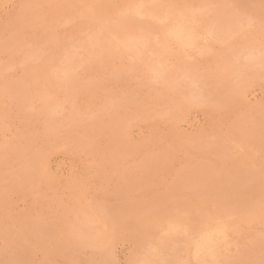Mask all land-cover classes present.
<instances>
[{
    "label": "rangeland",
    "instance_id": "obj_1",
    "mask_svg": "<svg viewBox=\"0 0 264 264\" xmlns=\"http://www.w3.org/2000/svg\"><path fill=\"white\" fill-rule=\"evenodd\" d=\"M182 1L0 0V264H264V0Z\"/></svg>",
    "mask_w": 264,
    "mask_h": 264
},
{
    "label": "bare ground",
    "instance_id": "obj_2",
    "mask_svg": "<svg viewBox=\"0 0 264 264\" xmlns=\"http://www.w3.org/2000/svg\"><path fill=\"white\" fill-rule=\"evenodd\" d=\"M121 1H122V0H121ZM127 1H128V0H127ZM149 1H150V0H149ZM168 1H170V0H168ZM181 1H182V0H181ZM143 2H144V1H143ZM146 2H147V1H146ZM152 2H153V1H152ZM182 2H183V1H182ZM187 2H188V1H187ZM234 2H235V1H234ZM239 2H240V1H239ZM263 2H264V1H263ZM131 3H132V2H131ZM174 3H175V2H174ZM180 3H181V2H180ZM185 3H186V2H185ZM259 3L261 4V2H259ZM127 4H129V3H127ZM138 4H140V3H138ZM143 4L145 5V3H143ZM155 4H156V3H155ZM165 4H167V3H165ZM169 4H170V2H169ZM183 4H184V3H183ZM187 4H191V3H187ZM195 4H196V2H195ZM197 4H198V3H197ZM199 4H200V3H199ZM124 5H125V4H124ZM134 5H135V4H134ZM134 5H133V6H134ZM136 5H137V4H136ZM150 5H152V4H150ZM192 5H193V4H192ZM263 5H264V4H263ZM130 6H131V5H130ZM148 6H149V5H148ZM172 6H173V5H172ZM186 6H187V5H186ZM186 6H184V7L186 8ZM145 7H146V6H145ZM181 7H182V6H181ZM189 7H190V5H189ZM193 7H194V6H193ZM193 7H192V8H193ZM201 7H202V6H201ZM201 7H200V8H201ZM132 8H133V7H132ZM149 8H150V7H149ZM166 8H167V7H166ZM171 8H172V7H171ZM173 8H174V6H173ZM182 8H183V7H182ZM185 8H184V9H185ZM138 9H139V8H138ZM122 10H123V9H122ZM135 10H136V9H135ZM140 10H141V9H140ZM154 10H155V9H154ZM171 10H172V9H171ZM175 10H177V9H175ZM179 10H180V9H179ZM233 10H234V9H233ZM120 11H121V10H120ZM141 11H142V10H141ZM188 11H190V10H188ZM163 12H164V11H163ZM196 12H197V11H196ZM117 13H118V12H117ZM124 13H125V12H124ZM138 13H139V12H138ZM160 13H161V12H160ZM181 13H182V12H181ZM188 13H189V12H188ZM191 13L194 14L195 12H191ZM197 13H198V12H197ZM118 14H119V13H118ZM141 14H142V13H141ZM146 14H147V13H146ZM153 14H154V13H153ZM170 14H172V12H170ZM186 14H187V13H186ZM81 15H82V14H81ZM125 15H127V14H124V17H125ZM128 15H129V14H128ZM128 15H127V16H128ZM148 15H149V14H148ZM160 15H161V14H160ZM195 15H197V14H195ZM86 16H87V14H86ZM115 16H116V15H115ZM120 16H121V15H120ZM149 16H150V15H149ZM151 16H153V15H151ZM151 16H150V17H151ZM156 16H157V15H156ZM165 16H167V15H165ZM183 16H184V15H183ZM87 17H88V16H87ZM153 17H154V16H153ZM160 17H161V16H160ZM190 17H192V16H190V14H189V18H190ZM194 17H195V16H194ZM84 18H85V17H84ZM130 18H131V17H130ZM134 18H136V17H134ZM154 18H155V17H154ZM165 18H166V17H165ZM167 18H168V17H167ZM181 18H183V17H181ZM199 18H200V17H199ZM201 18H202V17H201ZM123 19H124V18H123ZM125 19H126V17H125ZM141 19H142V18H141ZM169 19H170V18H169ZM183 19H186V18H183ZM190 19H191V18H190ZM87 20H88V19H87ZM202 20H203V19H202ZM202 20H201V21H202ZM118 21H119V20H118ZM175 21H177V20H175ZM189 21H190V20H189ZM196 21H197V20H196ZM198 21H199V19H198ZM201 21H200V22H201ZM206 21H207V20H206ZM206 21H205V23H206ZM208 21H209V20H208ZM119 22H120V21H119ZM202 22L204 23V21H202ZM202 22H201V25H202ZM141 23H142V22H141ZM177 23H178V22H177ZM181 23H182V22H181ZM185 23H186V22H185ZM205 23H204V24H205ZM207 23H208V22H207ZM120 24H121V22H120ZM144 24H145V23H144ZM150 24H151V22H150ZM152 24H153V23H152ZM187 24H188V23H187ZM187 24H186V25H187ZM121 25H122V24H121ZM142 25H143V24H142ZM153 25H154V24H153ZM171 25H172V24H171ZM189 25H191V23H190ZM192 25H193V24H192ZM206 25H207V24H206ZM206 25H205V26H206ZM123 26H124V25H123ZM123 26H122V27H123ZM133 26H135V25H133ZM154 26H155V25H154ZM178 26H179V25H177V27H178ZM196 26H197V25H196ZM209 26H210V24H209ZM236 26H237V25H236ZM236 26H235V27H236ZM239 26H240V25H239ZM131 27H132V26H131ZM136 27L138 28V26H136ZM136 27H135V28H136ZM148 27H149V26H148ZM116 28H117V27H116ZM120 28H121V27H120ZM143 28H144V27H143ZM165 28H166V27H165ZM236 28H237V27H236ZM107 30H108V29H107ZM115 30H117V29H115ZM134 30H135V29H134ZM145 30H147V29H145ZM151 30H152V29H151ZM176 30H177V29H176ZM179 30H180V29H179ZM185 30H187V29L185 28ZM192 30H193V29H192ZM209 30H210V29H209ZM235 30H236V29H235ZM242 30H243V29H242ZM109 31H111V30H109ZM181 31H182V29L180 30V32H181ZM202 31H203V30H202ZM233 31H234V29H233ZM244 31H245V29H244ZM116 32H117V31H116ZM136 32H137V30H136ZM143 32H144V31H143ZM143 32H142V33H143ZM177 32H178V31H177ZM183 32H184V30H183ZM191 32H192V31H191ZM195 32H197V31H195ZM205 32H206V30H205ZM238 32H239V31H238ZM261 32H262V31H261ZM261 32H260V33H261ZM168 33H169V32H168ZM178 33H179V32H178ZM198 33H199V32H198ZM201 33H202V32H201ZM212 33H213V32H212ZM221 33H222V32H221ZM226 33H227V32H226ZM239 33H240V32H239ZM239 33H238V34H239ZM114 34L116 35L117 33L114 32ZM122 34H123V33H122ZM179 34H180V33H179ZM182 34H183V35H186V33H185V34L182 33ZM182 34H181V35H182ZM247 34H248V36H249L250 33H247ZM110 35H111V33H110ZM118 35H119V33H118ZM196 35H197V34H196ZM222 35H223V34H222ZM112 36H113V35H112ZM174 36H175V35H174ZM178 36H179V35H178ZM190 36H191V35H190ZM202 36H203V34H202ZM210 36H211V35H210ZM223 36H224V35H223ZM250 36H252V35H250ZM146 37H147V36H146ZM149 37H150V36H149ZM175 37H176V36H175ZM191 37H192L191 39H193L194 36H191ZM211 37H212V36H211ZM239 37H241V36H239ZM257 37H258V36H257ZM105 38H106V36H105ZM171 38H172V37H171ZM208 38H209V37H208ZM212 38H213V37H212ZM212 38H211V39H212ZM218 38H219V37H218ZM218 38H217V39H218ZM228 38H229V37H228ZM250 38H251V37H250ZM85 39H86V38H85ZM114 39H115V38H114ZM116 39H117V38H116ZM116 39H115V40H116ZM141 39H142V38H141ZM147 39H148V38H147ZM155 39H156V38H155ZM172 39H173V38H172ZM189 39H190V38H189ZM191 39H190V40H191ZM200 39H201V38H200ZM200 39H199V40H200ZM222 39H223V37H222ZM234 39H235V38H234ZM237 39H239V38H237ZM240 39H241V38H240ZM240 39H239V40H240ZM254 39H255V38H254ZM91 40H92V39H91ZM101 40H102L101 42H103V38H102ZM119 40H120V39H119ZM148 40H149V39H148ZM190 40H189V41H190ZM214 40H215V39H214ZM105 41H106V40H105ZM156 41H157V40H156ZM164 41H165V40H164ZM170 41H172V40L170 39ZM181 41H182V40H181ZM187 41H188V40H187ZM187 41H186V43L188 44ZM195 41H196V40H195ZM237 41H238V40H237ZM81 42H82V41H81ZM84 42H85V41H84ZM89 42H90V41H89ZM157 42H158V41H157ZM173 42H174V41H173ZM176 42H177V41H176ZM184 42H185V41H184ZM192 42H193V41H192ZM218 42H219V41H218ZM242 42H243V41H242ZM242 42H241V43H242ZM252 42H253V41H252ZM108 43H109V42H108ZM113 43H114V42H113ZM123 43L125 44V42H123ZM171 43H172V42H171ZM177 43H179V42H177ZM182 43H183V42H182ZM182 43H181V44H182ZM120 44H121V43H120ZM160 44H161V43H160ZM181 44L179 43V45H181ZM184 44H185V43H184ZM184 44H183V45H184ZM192 44H193V43H192ZM87 45H88V44H87ZM111 45H112V44H111ZM121 45H122V44H121ZM127 45H128V44H127ZM127 45H126V46H127ZM164 45H165V44H164ZM173 45H174V44H173ZM196 45H197V44H196ZM244 45H245V43H244ZM258 45H259V44H258ZM122 46H123V45H122ZM122 46H121V47H122ZM138 46H139V45H138ZM159 46H160V45H159ZM174 46H175V45H174ZM181 46H182V45H181ZM181 46H180V47H181ZM103 47H104V46H103ZM109 47H110V46H109ZM109 47H108V49H109ZM177 47H178V46H177ZM185 47H187V46L185 45ZM185 47H184V48H185ZM263 47H264V46H263ZM110 48H112V47H110ZM141 48H143V47H141ZM144 48H145V47H144ZM149 48H150V47H149ZM159 48H160V47H159ZM165 48H166V47H165ZM188 48H189V47H188ZM190 48H192V46H191ZM261 48H262V47H261ZM92 49H93V48H92ZM117 49H118V48H117ZM120 49H121V48H120ZM124 49H125V48H124ZM126 49H127V48H126ZM180 49H181V48H180ZM185 49H186V48H185ZM193 49H195V48H193ZM193 49H191V50H193ZM239 49H240V48H239ZM256 49H257V48H256ZM99 50H100V49H99ZM176 50H177V49H176ZM181 50H184V49H181ZM181 50H180V51H181ZM187 50H188V49H187ZM195 50H197V48H196ZM92 51H93V50H92ZM102 51H103V50H101V53H102ZM111 51H112V50H111ZM126 51H127V50H126ZM128 51H129V50H128ZM167 51H168V50H167ZM197 51H198V50H197ZM259 51H260V50H259ZM109 52H110V50H109ZM122 52H123V51H122ZM130 52H131V51H130ZM130 52H129V53H130ZM163 52H165V51H163ZM184 52H185V51H184ZM187 52H189V51H187ZM263 52H264V51H263ZM33 53H34V52H33ZM33 53H32V54H33ZM98 53H99V52H98ZM119 53H121V52H119ZM129 53H128V54H129ZM131 53H132V52H131ZM189 53H190V52H189ZM189 53H188V54H189ZM191 53H193V52H191ZM197 53H198V52H197ZM226 53H227V52H226ZM226 53H225V55H226ZM30 54H31V53H30ZM106 54H107V52H106ZM162 54H163V53H162ZM194 54H195V53H194ZM227 54H229V53H227ZM48 55H49V54H48ZM51 55H52V54H51ZM54 55H55V54H53V56H54ZM103 55H104V54H103ZM113 55H114V54H113ZM118 55H119V54H118ZM123 55H124V54H123ZM138 55H139V54H138ZM141 55H142V54H141ZM143 55H144V54H143ZM149 55H150V54H149ZM189 55H190V54H189ZM189 55H188V56H189ZM223 55H224V54H223ZM261 55H262V54H261ZM29 56H30V55H29ZM45 56H46V55H45ZM97 56H98V55H97ZM131 56H132V55H131ZM150 56H152V55H150ZM162 56H163V55H162ZM174 56H175V55H174ZM250 56H251V55H250ZM21 57H22V56H21ZM63 57H64V56H63ZM67 57H68V56H67ZM98 57H100V55H99ZM107 57H108V56H107ZM129 57H130V56H129ZM133 57H134V56H133ZM155 57H156V56H155ZM253 57H254V56H252V59H253ZM54 58H56V57L54 56ZM160 58H161V57H160ZM162 58H163V57H162ZM185 58H186V57H185ZM258 58H260V57H258ZM258 58H257V60H258ZM42 59H43V58H42ZM46 59H47V58H46ZM51 59H53V58H51ZM51 59H50V60H51ZM126 59H127V57H126ZM136 59H138V57H137ZM140 59H141V58H140ZM140 59H138V60H140ZM144 59H145V58H144ZM152 59H153V58H152ZM157 59H159V57H158ZM157 59H156V60H157ZM188 59H189V58H188ZM188 59H187V60H188ZM248 59H251V58L248 57ZM254 59H255V58H254ZM44 60H45V59H44ZM55 60H56V59H55ZM55 60H54V61H55ZM60 60H62V59H60ZM129 60H131V59L129 58ZM147 60H148V59H147ZM173 60H174V58H173ZM176 60H178V59H176ZM179 60H180V59H179ZM179 60H178V61H179ZM189 60H190V59H189ZM255 60H256V59H255ZM255 60H254V61H255ZM257 60H256V61H257ZM34 61H36V60H34ZM34 61H33V62H34ZM41 61H42V60H40V62H41ZM69 61H70V60H69ZM127 61H128V60H127ZM133 61H134V60H133ZM141 61H142V60H141ZM159 61H160V60H157V62H159ZM165 61H167V60H165ZM256 61H255V62H256ZM25 62H26V60H25ZM43 62H44V61H43ZM63 62H64V61H63ZM67 62H68V60H67ZM128 62H129V61H128ZM134 62H135V61H134ZM137 62H139V64H140V61H137ZM142 62H143V61H142ZM151 62H152V61H151ZM182 62H183V61H182ZM188 62H189V61H188ZM188 62H187V63H188ZM28 63H29V62H28ZM36 63H37V62H36ZM44 63H45V62H44ZM47 63H48V62H47ZM132 63H133V62H132ZM145 63H146V62H145ZM179 63H180V61H179ZM183 63H186V62H183ZM183 63H182V64H183ZM227 63H228V62H227ZM227 63H226V64H227ZM22 64H23V63H22ZM48 64H50V63H48ZM51 64H52V63H51ZM68 64H69V63H68ZM151 64L153 65V63H151ZM151 64H150V65H151ZM154 64H155V65L157 64L156 61H155ZM158 64H160V67H163V66H161V62H159ZM165 64H166V63H165ZM45 65H47V64H45ZM52 65H54V67H56L55 64H52ZM56 65H57V64H56ZM141 65H142V64H141ZM167 65H168V64H167ZM183 65H186V64H183ZM254 65H255V64H254ZM261 65H263V64L261 63ZM28 66H29V65H28ZM33 66H34V65H33ZM43 66H44V65H43ZM43 66H42V67H43ZM57 66H58V65H57ZM63 66H64V65H63ZM63 66L61 65V67H63ZM70 66H71V65H70ZM128 66H129V65H128ZM137 66H138V65H137ZM157 66H158V65H157ZM165 66H166V65H165ZM181 66H182V65H181ZM189 66H190V65H189ZM191 66H192V65H191ZM259 66H260V65H259ZM34 67H35V66H34ZM34 67H33V68H34ZM42 67H41V69H43ZM44 67H45V66H44ZM124 67H126V66H124ZM135 67H136V66H135ZM144 67H145V66H144ZM170 67H172V66H170ZM175 67H177V69L179 68V66H175ZM182 67H183V66H182ZM250 67H251V66H250ZM260 67H261V66H260ZM260 67H257V68H260ZM48 68H49V67H48ZM180 68H181V67H180ZM194 68H195V67H194ZM51 69H52V68H51ZM58 69H59V68H58ZM125 69H126V68H125ZM142 69H143V68H142ZM150 69H151V68H150ZM163 69H164V68H163ZM165 69H167V68H165ZM169 69H170V68H169ZM171 69H172V68H171ZM173 69H175V68H173ZM173 69H172V70H173ZM190 69H191V68H190ZM35 70H36V69H35ZM44 70H45V69H44ZM59 70H60V69H59ZM61 70H62V69H61ZM65 70H66V69H65ZM126 70H127V69H126ZM138 70H139V69H138ZM138 70L136 69V71H138ZM140 70H141V68H140ZM140 70H139V71H140ZM152 70H153V69H152ZM159 70H160V69H159ZM167 70H168V69H167ZM172 70H171V71H172ZM215 70H216V68H215ZM253 70H254V68H253ZM255 70H256V69H255ZM259 70H260V69H259ZM29 71H30V69H29ZM141 71H142V70H141ZM165 71H166V70H165ZM165 71H164V72H165ZM175 71H176V70H175ZM184 71H185V70H184ZM184 71H182V72H184ZM189 71H191V70H189ZM192 71H193V70H192ZM60 72H61V71H60ZM63 72H64V71H63ZM129 72H130V71H129ZM147 72H148V71H147ZM155 72H156V69H155ZM157 72H158V71H157ZM162 72H163V71H162ZM167 72H168V71H167ZM176 72H177V71H176ZM188 73H189V72H188ZM217 73H219V72H217ZM37 74H38V73H37ZM151 74H152V73H151ZM161 74H162V73H161ZM163 74H164V73H163ZM165 74H166V73H165ZM169 74H170V73H169ZM205 74H206V73H205ZM210 74H212V73H210ZM125 75H126V73H125ZM159 75H160V74H159ZM173 75H175V74H173ZM188 75H189V74H188ZM212 75H213V74H212ZM212 75H210V76H212ZM156 76H157V75H156ZM167 76H168V75H167ZM169 76H170V75H169ZM176 76H177V75H176ZM181 76H182V75H180V77H181ZM190 76H191V74H190ZM192 76H193V74H192ZM203 76H204V75H203ZM215 76H216V75H215ZM63 77H64V76H63ZM120 77H121V76H120ZM123 77H125V76H123ZM131 77H132V79H133V75H132ZM137 77H138V76H137ZM165 77H166V76H164V78H165ZM171 77H172V76H171ZM201 77H202V76H201ZM208 77H209V76H207V78H208ZM129 78H130V76H129ZM149 78H150V77H148V79H149ZM162 78H163V77H162ZM166 78H167V77H166ZM168 78H169V77H168ZM202 78H204V77H202ZM220 78H221V76H220ZM61 79H62V78H61ZM123 79H124V78H123ZM145 79H146V78H145ZM153 79H154V78H153ZM153 79H152V81H153ZM169 79H172V78H169ZM169 79H168V80H169ZM178 79H179V78H178ZM210 79H211V78H210ZM210 79H209V80H210ZM212 79H213V78H212ZM212 79H211V80H212ZM215 79H216V78H215ZM218 79H219V78H218ZM222 79H224V78H222ZM58 80H59V79H58ZM146 80H147V79H146ZM172 80H173V79H172ZM176 80H177V79H176ZM181 80H182V79H181ZM213 80H214V79H213ZM136 81H137V80H136ZM138 81H140V80H138ZM156 81H157V80H156ZM156 81H154V82H156ZM158 81H159V80H158ZM178 81H179V80H178ZM194 81H195V80H194ZM203 81H204V79H203ZM207 81H208V80H207ZM143 82H145V81H143ZM167 82H168V81H167ZM214 82H215V81H214ZM217 82H218V81H217ZM31 83H32V82H31ZM140 83H141V82H140ZM145 83H146V82H145ZM147 83H148V82H147ZM150 83H151V82H150ZM182 83H183V82H182ZM222 83H223V82H222ZM228 83H229V82H228ZM152 84H153V83H152ZM166 84H167V83H166ZM169 84H171V83H169ZM169 84H168V86H169ZM174 84H175V83H174ZM179 84H180V83H179ZM183 84H184V83H183ZM189 84H190V83H189ZM199 84H200V83H199ZM219 84H220V83H219ZM225 84H226V83H225ZM21 85H22V84H21ZM24 85H25V84H24ZM140 85H141V84H140ZM142 85H143V84H142ZM171 85H172V84H171ZM176 85H178V84H176ZM190 85H191V84H190ZM201 85H202V84H201ZM203 85H204V84H203ZM221 85H222V84H221ZM154 86H155V85H154ZM162 86L165 88L164 85H162ZM179 86H180V85H179ZM191 86H192V85H191ZM218 86H219V85H218ZM145 87H146V86H145ZM163 87H162V88H163ZM170 87H171V86H170ZM188 87H189V86H188ZM193 87H194V86H193ZM203 87H204V86H203ZM209 87H210V86H209ZM213 87H214V86H213ZM229 87H230V86H229ZM16 88H17V87H16ZM30 88H31V87H30ZM61 88H62V87H61ZM137 88H139V86H138ZM143 88H144V87H143ZM152 88H153V87H152ZM152 88H151V89H152ZM164 88H163V89H164ZM174 88H175V87H174ZM176 88H177V87H176ZM179 88H180V87H179ZM205 88H206V87H205ZM215 88H216V87H215ZM215 88H214V89H215ZM219 88H220V87H219ZM224 88H225V86H224ZM233 88H234V86H233ZM177 89H178V88H177ZM197 89H199V88H197ZM220 89H223V88H220ZM225 89H226V88H225ZM228 89H229V88H228ZM20 90H21V89H20ZM37 90H38V89H37ZM139 90H140V89H139ZM153 90H154V89H153ZM175 90H176V89H175ZM189 90H191V87H190ZM199 90H200V89H199ZM199 90H198V91H199ZM16 91H17V90H16ZM16 91H15V93H16ZM18 91H19V90H18ZM21 91H24V90H21ZM57 91H58V89H57ZM168 91H169V90H168ZM182 91H183V90H182ZM192 91H193V89H192ZM195 91H197V90L195 89ZM198 91H197L196 93H198ZM202 91H203V90H202ZM218 91H219V90H218ZM29 92H30V91H29ZM137 92H138V91H137ZM157 92H158V91H157ZM161 92H162V91H161ZM199 92H200V91H199ZM222 92H223V91H222ZM232 92H233V91H232ZM23 93H24V92H23ZM23 93H21V94H23ZM27 93H28V92H27ZM43 93H44V92H43ZM43 93H42V94H43ZM141 93H142V92H141ZM148 93H149V92H148ZM154 93H155V92H154ZM159 93H160V92H159ZM168 93H169V92H168ZM170 93H171V91H170ZM170 93H169V94H170ZM182 93H183V92H182ZM193 93H195V92H192V93H189V92H188V94H191V96H192ZM203 93H204V92H203ZM205 93H206V92H205ZM215 93H216V92H215ZM217 93H218V92H217ZM25 94H26V93H25ZM29 94H30V93H29ZM35 94H36V93H35ZM35 94H33V95H35ZM138 94H139V93H138ZM149 94H150V93H149ZM166 94H167V93H166ZM199 94H200V93H199ZM201 94H202V93H201ZM210 94H211V93H210ZM225 94H226V93H225ZM231 94H232V93H231ZM15 95H16V94H15ZM19 95H20V94H19ZM36 95H37V94H36ZM39 95H40V94H39ZM134 95H135V94H134ZM139 95H140V94H139ZM167 95H168V94H167ZM208 95H209V94H208ZM211 95H212V94H211ZM217 95H218V94H217ZM227 95H228V94H227ZM45 96H46V95H45ZM141 96H142V95H141ZM147 96H148V95H147ZM173 96H174V95H173ZM183 96H184V95H183ZM188 96H189V95H188ZM196 96H197V95H196ZM198 96H199V95H198ZM201 96H202V95H201ZM230 96H231V95H230ZM171 97H172V96H171ZM199 97H200V96H199ZM209 97H210V96H209ZM219 97H220V96H219ZM222 97H223V96H222ZM231 97H232V96H231ZM25 98H26V97H25ZM30 98H31V97H30ZM34 98H35V97H34ZM36 98H37V97H36ZM38 98H39V97H38ZM47 98H48V97H47ZM137 98H138V97H137ZM157 98H158V97H157ZM157 98H156V99H157ZM161 98H163V97H160V99H161ZM168 98H169V97H168ZM203 98H204V95H203ZM207 98H208V97H207ZM228 98H229V97H228ZM242 98H243V97H242ZM184 99H185V98H183V100H184ZM186 99H187V98H186ZM232 99H233V98H232ZM30 100H31V99H30ZM140 100H141V99H140ZM147 100H148V99H147ZM168 100H169V99H168ZM183 100H182V101H183ZM208 100H209V98H208ZM229 100H230V99H229ZM229 100H226V101H229ZM27 101H28V100H27ZM133 101H134V100H133ZM145 101H146V100H145ZM148 101H149V100H148ZM160 101H161V100H160ZM185 101H186V100H185ZM210 101H211V99H210ZM213 101H214V100H213ZM234 101H235V100H234ZM20 102H21V101H20ZM24 102H26V101H24ZM31 102H32V101H31ZM37 102H38V100H37ZM42 102H43V101H42ZM44 102H45V101H44ZM49 102H50V101H49ZM142 102H143V101H142ZM142 102H141V103H142ZM149 102H151V101H149ZM152 102H153V101H152ZM171 102H172V101H171ZM174 102H175V101H174ZM179 102H180V101H179ZM208 102H209V101H208ZM223 102H224V101H223ZM223 102H222V103H223ZM242 102H243V100H242ZM28 103H30V102H28ZM34 103H35V102H34ZM55 103H56V102H55ZM160 103H161V102H160ZM162 103H163V102H162ZM239 103H240V102H239ZM42 104H43V103H42ZM42 104H41V105H42ZM157 104H158V103H157ZM169 104H170V103H169ZM21 105H22V104H21ZM36 105H37V103H36ZM60 105H61V104H60ZM151 105H152V104H151ZM164 105H165V104H164ZM166 105H167V104H166ZM223 105H224V104H223ZM28 106H29V105H28ZM61 106H62V105H61ZM134 106L136 107V105H134ZM145 106H146V105H145ZM233 106H234V105H233ZM26 107H27V106H26ZM37 107H38V106H37ZM47 107H48V106H47ZM52 107H54V106H52ZM128 107H129V105H128ZM135 107H134V108H135ZM147 107H148V106H147ZM153 107H154V106H153ZM156 107H157V106H156ZM159 107H160V106H159ZM164 107H165V106H164ZM21 108H22V106H21ZM23 108H24V106H23ZM43 108H44V107H43ZM56 108H57V107H56ZM59 108H60V107H59ZM63 108H64V107H63ZM130 108H131V106H130ZM137 108H139V107H137ZM161 108H163V107H161ZM226 108H227V107H226ZM36 109L38 110V108H36ZM39 109H40V108H39ZM51 109H52V108H51ZM126 109H127V108H126ZM126 109H125V110H126ZM140 109H141V108H140ZM151 109H152V108H151ZM156 109H157V108H156ZM230 109H231V108H230ZM29 110H30V109H29ZM61 110H62V107H61ZM130 110H131V109H130ZM158 110H160V109H158ZM118 111H119V110H118ZM45 112H46V111H45ZM48 112H49V111H48ZM63 112H66V111H63ZM70 112H71V111H70ZM126 112H127V111H126ZM26 113H28V112H26ZM30 113H31V111H30ZM35 113H36V112H35ZM39 113H40V115H41V112H40V111H39ZM46 113H47V112H46ZM61 113H62V111H61ZM67 113H68V112H67ZM72 113H73V112H72ZM122 113H123V112H122ZM153 113H154V112H153ZM31 114H32V113H31ZM37 114H38V113H37ZM59 114H60V113H59ZM75 114H76V113H75ZM75 114H74V115H75ZM77 114H78V113H77ZM123 114H124V113H123ZM60 115H61V114H60ZM68 115H69V114H68ZM87 115H88V114H87ZM87 115L85 114V116H87ZM103 115H104V114H103ZM120 115H121V114H120ZM62 116H63V115H62ZM62 116H61V118H62ZM71 116H72V115H71ZM77 116H78V115H77ZM77 116H76V117H77ZM32 117H33V116H32ZM32 117H31V118H32ZM35 117H36V116H35ZM35 117H34V118H35ZM49 117H50V116H49ZM63 117H64V116H63ZM76 117H75V118H76ZM78 117H79V116H78ZM78 117H77V118H78ZM101 117H102V116H101ZM107 117H108V116H107ZM111 117H112V116H111ZM118 117H120V116H118ZM31 118H30V121H31ZM34 118H33V119H34ZM39 118H40V117H39ZM55 118H56V116H55ZM69 118H70V117H69ZM108 118H109V117H108ZM124 118H125V117H124ZM127 118H128V117H127ZM36 119H37V118H36ZM43 119H45V117H44ZM73 119H74V118H73ZM85 119L87 120V118H85ZM120 119H121V118H120ZM34 120H35V119H34ZM34 120H33V121H34ZM37 120H39V119H37ZM48 120H49V119H48ZM48 120H47V121H48ZM51 120H52V119H51ZM56 120H57V119H56ZM80 120H81V118H80ZM115 120H116V119H115ZM127 120H129V119H127ZM239 120H240V119H239ZM239 120H238V121H239ZM33 121H32V122H33ZM42 121H43V120H42ZM58 121H59V118H58ZM83 121H84V120H83ZM83 121H82V122H83ZM88 121H89V120H88ZM88 121H87V122H88ZM104 121H105V120H104ZM107 121H108V120H107ZM112 121H113V120H112ZM49 122H51V121H49ZM61 122H62V121H61ZM68 122H69V121H68ZM73 122H74V121H73ZM102 122H103V121H102ZM113 122H114V121H113ZM116 122H118V120H117ZM124 122H125V121H124ZM242 122H243V121H242ZM35 123H36V122H35ZM42 123H43V122H42ZM66 123H67V122H66V120H65V124H66ZM93 123H94V122H93ZM106 123H107V122H106ZM108 123H109V122H108ZM120 123H121V122H120ZM246 123H247V122H246ZM32 124H33V123H32ZM45 124H46V123H45ZM45 124H44V125H45ZM48 124H49V123H48ZM52 124H53V123H52ZM61 124H63V123H61ZM68 124H69V123H68ZM74 124H76V123H74ZM77 124H78V123H77ZM82 124H83V123H82ZM234 124H236V123H234ZM238 124H239V123H238ZM24 125H25V124H24ZM50 125H51V124H50ZM55 125H56V124H55ZM90 125H91V124H90ZM99 125H100V123H99ZM115 125H116V124H115ZM117 125H119V124H117ZM125 125H126V124H125ZM246 125H247V124H246ZM29 126H30V125H29ZM42 126H43V124H42ZM66 126H67V125H66ZM241 126H242V125H241ZM243 126H244V125H243ZM27 127H28V126H27ZM27 127H26V128H27ZM46 127H48V125H47ZM50 127H51V126H50ZM50 127H49V128H50ZM52 127H53V126H52ZM52 127H51V128H52ZM67 127H68V126H67ZM77 127H78V125H77ZM90 127H91V126H90ZM108 127H109V126H108ZM231 127H232V126H231ZM239 127H240V124H239ZM29 128H30V127H29ZM33 128H34V126H33ZM35 128H36V127H35ZM37 128H38V127H37ZM61 128H62V126H61ZM102 128H104V127H102ZM112 128H113V127H111V129H112ZM121 128H122V127H121ZM23 129H24V128H23ZM42 129H43V128H42ZM71 129H72V128H71ZM73 129L76 130V128H73ZM79 129H80V128H79ZM87 129H88V128H87ZM104 129H105V128H104ZM106 129H107V128H106ZM123 129H125V128H123ZM21 130H22V129H21ZM21 130H20V131H21ZM82 130H84V129H82ZM93 130H94V129H93ZM99 130H100V129H99ZM102 130H103V129H102ZM109 130H110V129H109ZM117 130H118V129H117ZM117 130H116V131H117ZM120 130L123 131L122 129H120ZM24 131H25V130H24ZM39 131H40V130H39ZM85 131H86V130H85ZM94 131H96V130H94ZM26 132H27V131H26ZM71 132H73V131H71ZM81 132H82V131H81ZM83 132H84V131H83ZM118 132H119V131H118ZM32 133H34V132H32ZM40 133H41V132H40ZM40 133H39V134H40ZM64 133H65V132H64ZM107 133H108V132H107ZM115 133H116V132H115ZM115 133H114V134H115ZM123 133H124V131H123ZM25 134H27V133H25ZM25 134H24V135H25ZM36 134H37V133H36ZM72 134H73V133H72ZM78 134H80V133H78ZM96 134H97V133H96ZM116 134H117V133H116ZM119 134H120V133H119ZM20 135H21V134H20ZM20 135H19V136H20ZM27 135H29V134H27ZM43 135H44V134H43ZM49 135H50V134H49ZM70 135H71V133H70ZM80 135H81V134H80ZM21 136H22V135H21ZM38 136H39V135H38ZM63 136H65V135H63ZM65 137H66V136H65ZM65 137H63V138H65ZM215 137H216V136H215ZM38 138H39V137H38ZM42 138H43V136H42ZM42 138H41V139H42ZM47 138H48V137H47ZM70 138H71V136H70ZM89 138H90V137H89ZM16 139H17V138H16ZM19 139H21V138H19ZM22 139H24V138H22ZM219 139H220V137H219ZM26 140H27V139H26ZM36 140H37V139H36ZM76 140H77V139H76ZM87 140H88V139H87ZM117 140H118V139H117ZM37 141H40V140L38 139ZM42 141H43V140H42ZM42 141H41V142H42ZM81 141H82V140H81ZM83 141H85V140H83ZM95 141H96V140H95ZM111 141H112V140H111ZM224 141H225V140H224ZM71 142H72V141H71ZM75 142H76V141H75ZM79 142H80V141H79ZM86 142H87V141H86ZM112 142H113V141H112ZM195 142H196V141H195ZM197 142H199V141H197ZM220 142H221V141H220ZM90 143H91V142H90ZM225 143H226V142H225ZM15 144H16V143H15ZM35 144H36V143H35ZM70 144H71V143H70ZM92 144H93V143H92ZM194 144H196V143H194ZM198 144H199V143H198ZM11 145H12V144H11ZM11 145H10V146H11ZM17 145H18V144H17ZM22 145H23V144H22ZM22 145H21V147H22ZM24 145H25V143H24ZM231 145H232V144H231ZM27 146H28V145H27ZM32 146H33V145H32ZM78 146H79V145H78ZM82 146H83V145H82ZM2 147H4V146H2ZM17 147H18V146H17ZM28 147H29V146H28ZM39 147H40V146H39ZM42 147H43V146H42ZM76 147H77V146H76ZM219 147H220V146H219ZM229 147H231V146H229ZM6 148H7V147H6ZM18 148H19V147H18ZM34 148H35V147H34ZM43 148H44V147H43ZM26 149H27V148H26ZM37 149H38V148H37ZM20 150H21V149H19V151H20ZM23 150H25V149H23ZM27 150H28V149H27ZM29 150H30V147H29ZM31 150H33V149L31 148ZM44 150H45V149H44ZM44 150H43V152H44ZM220 150H221V148H220ZM25 151H26V150H25ZM38 151H39V150H38ZM12 152H13V151H12ZM31 152H32V151H31ZM35 152H36V151H35ZM1 153L4 154L3 152H1ZM16 153H17V152H16ZM29 153H30V152H29ZM37 153H38V152H37ZM41 153H42V152H41ZM41 153H40V154H41ZM44 153H45V152H44ZM9 154H10V153H8V155H9ZM17 154H18V153H17ZM26 154H28V153H26ZM38 154H39V153H38ZM9 156H10V155H9ZM13 156H14V155H13ZM19 156H20V154H19ZM19 156H18V158H19ZM28 156H29V154H28ZM39 156H40V155H39ZM20 158H21V157H20ZM32 158H34V157L32 156ZM2 159H3V158H2ZM13 159H14V157H13ZM26 160H27V158H26ZM33 160H34V159H33ZM3 161H4V160H3ZM10 161H11V160H10ZM14 161H15V160H14ZM21 161H23V159H21ZM35 161H36V160H35ZM18 162H19V161H18ZM30 162H31V161H30ZM37 162H38V161H36V164H37ZM2 163H3V162H2ZM11 164H12V163H11ZM17 164H19V163H17ZM24 164H25V163H23V165H24ZM32 164L34 165L35 163H32ZM8 165H9V164H8ZM10 166H11V165H10ZM16 166H17V165H16ZM16 166H15V167H16ZM25 166H26V165H25ZM29 166H30V165H29ZM5 167H6V166H5ZM26 167H27V166H26ZM29 168H30V167H29ZM21 170H22V169H21ZM2 171H4V170H2ZM17 171H19L18 168H17ZM6 172H7V170H6ZM28 172H29V171H28ZM7 173H8V172H7ZM25 173H26V171H25ZM14 174H15V173H14ZM12 175H13V174H12ZM23 175H24V173H23ZM28 175H29V174H28ZM1 176H2V175H1ZM1 176H0V177H1ZM15 176H16V175H14V177H15ZM18 176H19V175H18ZM30 176H31V175H30ZM30 176H29V177H30ZM20 177H21V176H20ZM20 177H19V178H20ZM30 178H31V177H30ZM0 179H1V178H0ZM11 180H12V179H11ZM19 180H20V179H19ZM19 180H18V181H19ZM22 180H23V179H22ZM0 181H1V180H0ZM16 183H17V182H16ZM23 183H24V182H23ZM13 184H14V186H15V183H13ZM19 187H20V186H19ZM260 202H261V201H260ZM260 202H259V203H260ZM261 205H262V204H261ZM194 208H195V207H194ZM186 210H187V209H186ZM187 211L189 212V210H187ZM192 211H193V210H192ZM193 212H194V211H193ZM184 213H185V212H184ZM27 215H28V214H27ZM181 216H182V215H181ZM181 216H180V217H181ZM183 216H184V215H183ZM169 217H170V216H169ZM177 217H178V216H177ZM22 218H23V217H22ZM28 218H29V217H28ZM173 218H174V217H173ZM206 218H207V216H206ZM206 218H205V219H206ZM209 218H211V217H209ZM19 219H20V218H19ZM24 219H25V217H24ZM174 219H177V218H174ZM187 219H188V218H187ZM203 220H204V219H203ZM208 220H209V219H208ZM22 221H23V220H22ZM22 221H21V222H22ZM29 221H30V220H29ZM179 221H180V220H179ZM181 221H182V220H181ZM183 221H184V220H183ZM206 221H207V219H206ZM16 222H17V221H16ZM19 222H20V220H19ZM154 222H155V221H154ZM163 222H164V221H163ZM208 222H209V221H208ZM210 222H212V219H211ZM23 223H24V222H23ZM101 223H102V222H101ZM180 223H181V222H180ZM180 223H179V224H180ZM14 224H15V223H14ZM14 224H13V225H14ZM19 224H20V223H18V225H19ZM151 224H152V223H151ZM10 225H11V224H10ZM21 225H22V224H21ZM23 225H24V224H23ZM30 225H31V223H30ZM30 225H29V226H30ZM33 225H34V224H33ZM38 225H39V224H38ZM100 225H101V224H100ZM103 225H104V224H103ZM209 225H210V224H209ZM212 225H213V224H212ZM16 226H17V225H16ZM31 226H32V225H31ZM106 226H107V225H106ZM152 226H153V225H152ZM170 226H171V225H170ZM173 226H174V225H173ZM207 226H208V225H207ZM207 226H206V227H207ZM14 227H15V226H14ZM36 227H37V226H36ZM40 227H42V226L40 225ZM89 227H90V226H89ZM12 228H13V226H12ZM24 228H25V226H24ZM102 228H103V227H102ZM107 228H108V226H107ZM199 228H201V227H199ZM203 228H204V227H203ZM10 229H11V227H10ZM14 229H15V228H14ZM19 229H20V228H19ZM29 229H30V227H29ZM89 229H90V228H89ZM185 229H187V228L185 227ZM24 230H25V229H24ZM24 230H23V231H24ZM26 230H27V228H26ZM30 230H32V229H30ZM33 230H35V229H33ZM90 230H92V229H90ZM104 230H105V229H104ZM204 230H205V229H204ZM14 231H15V230H14ZM17 231L20 232V230H17ZM98 231H100V230L98 229ZM98 231H96V232H98ZM106 231L108 232V230H106ZM21 232H22V231H21ZM26 232H27V231H26ZM31 232H32V231H31ZM35 232H36V231H35ZM35 232H34V233H35ZM42 232H43V231H42ZM98 233H99V232H98ZM104 233H105V231H104ZM27 234H28V233H27ZM31 234H32V233H31ZM92 234H93V232H92ZM95 234H96V233H94V235H95ZM12 235H13V234H11V236H12ZM17 235H18V234H17ZM87 235L89 236L90 234H87ZM94 235H93V236H94ZM13 236H14V235H13ZM15 236H16V235H15ZM21 236H22V235H21ZM21 236H19V237H21ZM32 236H33V235H32ZM42 236H43V235H42ZM56 236H57V235H56ZM88 236H87V237H88ZM97 236H98V235H97ZM100 236H103V235H100ZM200 236H201V235H200ZM26 237H27V236H26ZM29 237H30V236H29ZM37 237H38V235H37ZM104 237H105V236H104ZM164 237H165V236H164ZM164 237H163V238H164ZM178 237H179V236H178ZM203 237H204V236H203ZM32 238H34V237H32ZM53 238H54V237H53ZM53 238H52V239H53ZM55 238L58 240L57 237H55ZM94 238H95V236H94ZM96 238H99V237H96ZM96 238H95V239H96ZM100 238H101V237H100ZM100 238H99V239H100ZM102 238H103V237H102ZM185 238H186V237H185ZM196 238H197V237H196ZM199 238H200V237H199ZM36 239H37V238H36ZM39 239H40V238H39ZM99 239H98V240H99ZM173 239H174V237H173ZM173 239H170V240H173ZM44 240H45V239H44ZM54 240H55V239H54ZM88 240H89V239H88ZM91 240H92V239H91ZM91 240H90V241H91ZM93 240H94V239H93ZM102 240H103V239H102ZM170 240H169V241H170ZM175 240H176V238H175ZM187 240H188V239H187ZM191 240H192V237H191ZM205 240H206V239H205ZM8 241H9V240H8ZM20 241H21V240H20ZM42 241H43V240H42ZM60 241H61V240H60ZM94 241L96 242V240H94ZM100 241H101V240H100ZM103 241H104V240H103ZM158 241H159V240H158ZM169 241H168V243H171V242H169ZM177 241H178V240H177ZM179 241H180V240H179ZM181 241H182V239H181ZM185 241H186V240H185ZM193 241H194V240H193ZM22 242H23V240L21 241V243H22ZM30 242H31V241H29V243H30ZM154 242H155V241H154ZM162 242H164V241H162ZM172 242H174V241H172ZM186 242H188V241H186ZM6 243H7V242H6ZM6 243H5V244H6ZM24 243H26V242H24ZM43 243H44V242H43ZM60 243H62V242H59V244H60ZM80 244H81V243H80ZM80 244H79V245H80ZM92 244H93V241H92ZM95 244H97V243H95ZM173 244H174V243H173ZM178 244H180V243L178 242ZM9 245H10V244H9ZM86 245H87V244H86ZM90 245H91V242H90ZM93 245H94V244H93ZM161 245L165 246V244H161ZM166 245H167V243H166ZM224 245H225V244H224ZM5 246H6V245H5ZM18 246H19V245H18ZM29 246H30V245H29ZM88 246H89V245H88ZM163 246H162V247H163ZM229 246H230V245H229ZM20 247H21V246H20ZM58 247H59V246H58ZM62 247H63V246H62ZM62 247H61V248H62ZM89 247H90V246H89ZM95 247H96V245H95ZM153 247H154V246H153ZM166 247H167V246H166ZM168 247H170V246H168ZM171 247H172V246H171ZM7 248H8V247H7ZM7 248H6V249H7ZM11 248H12V247H11ZM11 248H9V249L11 250ZM14 248L16 249V247H14ZM59 248H60V247H59ZM59 248H58V249H59ZM156 248H157V247H156ZM160 248H161V247H160ZM163 248H164V247H163ZM184 248H185V247H184ZM12 249H13V248H12ZM17 249H18V248H17ZM28 249H29V248H28ZM62 249H63V248H62ZM65 249H66V248H65ZM165 249H166V248H165ZM185 249H186V248H185ZM18 250H19V249H18ZM59 250H60V249H59ZM151 250H152V249H151ZM167 250H168V249H166V251H167ZM169 250H170V249H169ZM182 250H183V249H182ZM219 250H221V248H220ZM5 251H6V250H5ZM30 251H31V250H30ZM179 251H180V250H179ZM18 252H19V251H18ZM146 252H147V251H146ZM163 252H165V251H163ZM163 252H162V254H163ZM169 252H170V251H169ZM174 252H176V251H174ZM6 253H8V252H6ZM14 253H15V252H14ZM14 253H13V254H14ZM158 253H159V252H158ZM158 253H157V254H158ZM165 253H166V252H165ZM17 254H19V253H17ZM154 254H155V253H154ZM154 254L152 253L151 255H154ZM171 254H172V252H171ZM171 254H170V255H171ZM211 254H212V253H211ZM216 254H217V253H216ZM220 254H221V253H220ZM24 255H25V254H24ZM30 255H31V254H30ZM143 255H144V254H143ZM168 255H169V254H168ZM168 255H167V256H168ZM173 255H174V254H173ZM207 255H208V253H207ZM223 255H224V254H223ZM0 256H1V255H0ZM8 256H10V255H8ZM26 256H28V255H26ZM161 256H162V255H161ZM167 256H166V257H167ZM16 257H17V255H16ZM150 257H151V256H150ZM173 257L177 258L176 256H173ZM173 257H172V258H173ZM227 257H228V256H227ZM2 258H3V256H2ZM7 258H8V257H7ZM13 258H14V257H13ZM140 258H141V257H140ZM140 258H139V259H140ZM154 258H155V257H154ZM157 258H158V257H157ZM5 259H6V258H5ZM8 259H10V258H8ZM8 259H7V260H8ZM14 259H15V258H14ZM16 259H17V258H16ZM28 259H29V258H28ZM145 259H146V258H145ZM145 259H143V260H145ZM218 259H219V257H218ZM223 259H224V257H223ZM225 259H226V258H225ZM23 260H24V258H23ZM155 260H156V258H155ZM155 260H154V261H155ZM226 260H227V259H226ZM4 261H5V260H4ZM31 261H32V260H31ZM135 261H136V260H135ZM140 261H142V260L140 259ZM149 261H150V260H149ZM157 261H158V259H157ZM169 261H171V260H169ZM209 261H210V259H209ZM215 261H216V260L214 259L213 262H215ZM222 261H223V260H222ZM2 262H3V261H2ZM2 262H1V263H2ZM9 262H10V261H9ZM14 262H15V261H14ZM18 262L20 263V261H18ZM21 262H22V261H21ZM144 262H145V261H144ZM173 262H174V261H173ZM207 262H208V261H207ZM210 262H211V261H210ZM224 262L227 263V261H224ZM224 262H223V263H224ZM5 263H7V261H6ZM15 263H17V262H15ZM133 263H134V262H133ZM147 263H148V262H147ZM151 263H152V262H151ZM155 263L157 264V262H155ZM221 263H222V262H221ZM223 263H222V264H223ZM2 264H3V263H2ZM8 264H9V263H8ZM12 264H13V263H12ZM20 264H21V263H20ZM152 264H153V263H152ZM165 264H166V263H165ZM168 264H169V263H168ZM206 264H207V263H206ZM214 264H215V263H214Z\"/></svg>",
    "mask_w": 264,
    "mask_h": 264
}]
</instances>
